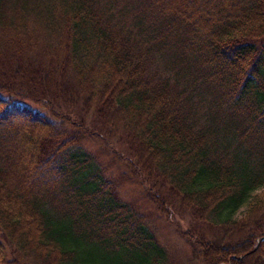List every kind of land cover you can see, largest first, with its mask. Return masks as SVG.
I'll list each match as a JSON object with an SVG mask.
<instances>
[{
	"label": "trees",
	"instance_id": "obj_1",
	"mask_svg": "<svg viewBox=\"0 0 264 264\" xmlns=\"http://www.w3.org/2000/svg\"><path fill=\"white\" fill-rule=\"evenodd\" d=\"M168 228L264 264V0H0V264H170Z\"/></svg>",
	"mask_w": 264,
	"mask_h": 264
},
{
	"label": "rangeland",
	"instance_id": "obj_2",
	"mask_svg": "<svg viewBox=\"0 0 264 264\" xmlns=\"http://www.w3.org/2000/svg\"><path fill=\"white\" fill-rule=\"evenodd\" d=\"M23 102H26L25 104L33 108L34 110L46 114V111L41 106L28 101H23ZM137 192H138L137 188H129V187L126 188V193H127L126 195L128 197H136ZM162 202H164L163 199ZM164 205L165 203H163L162 206ZM168 206L169 204L167 205V207ZM177 207H179L178 210L173 209L176 213L178 212L180 215L188 214V212L186 210H183L184 208H182L181 206H177ZM173 210L171 209V212H173ZM178 220L179 218L177 219V221ZM187 220L189 222V217L187 218ZM176 231H177L176 228L175 230L174 228L173 229L168 228V230L166 229L162 233L165 242L168 244V249L170 250V256H171L170 264H189V263L200 264L199 262H191L192 251L188 246L186 240L184 238L181 239L178 232ZM13 248L14 246L11 245L5 238V240L2 241V245L0 247V261H2L3 259H7L9 261L15 260V257L13 256V252H14Z\"/></svg>",
	"mask_w": 264,
	"mask_h": 264
}]
</instances>
